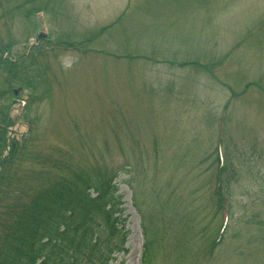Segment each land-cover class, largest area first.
<instances>
[{
    "label": "rangeland",
    "instance_id": "obj_1",
    "mask_svg": "<svg viewBox=\"0 0 264 264\" xmlns=\"http://www.w3.org/2000/svg\"><path fill=\"white\" fill-rule=\"evenodd\" d=\"M220 122L229 220L210 250ZM82 171L116 174L114 264H141L143 226L151 264H264V0H0V236Z\"/></svg>",
    "mask_w": 264,
    "mask_h": 264
},
{
    "label": "trees",
    "instance_id": "obj_2",
    "mask_svg": "<svg viewBox=\"0 0 264 264\" xmlns=\"http://www.w3.org/2000/svg\"><path fill=\"white\" fill-rule=\"evenodd\" d=\"M117 190L112 178L83 171L31 196L12 211L13 221L2 231L0 264L116 262L127 253L128 237ZM142 233L141 264H151L150 241Z\"/></svg>",
    "mask_w": 264,
    "mask_h": 264
}]
</instances>
